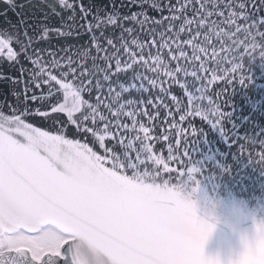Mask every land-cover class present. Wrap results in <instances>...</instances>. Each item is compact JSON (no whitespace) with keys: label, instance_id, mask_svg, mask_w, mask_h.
<instances>
[{"label":"snow or ice","instance_id":"obj_1","mask_svg":"<svg viewBox=\"0 0 264 264\" xmlns=\"http://www.w3.org/2000/svg\"><path fill=\"white\" fill-rule=\"evenodd\" d=\"M0 6V264H219L181 193L264 163V0Z\"/></svg>","mask_w":264,"mask_h":264},{"label":"water","instance_id":"obj_2","mask_svg":"<svg viewBox=\"0 0 264 264\" xmlns=\"http://www.w3.org/2000/svg\"><path fill=\"white\" fill-rule=\"evenodd\" d=\"M252 67L256 68L255 65ZM173 91L177 95H182L178 88H174ZM236 99L239 101V97ZM30 122L36 123V126L47 127L46 124H41L38 121ZM194 123L197 126L203 125L207 129V125L203 124L199 118H196ZM69 137L75 138L71 133H69ZM210 139L216 138L210 134ZM156 147L162 150L165 155L167 154L163 144H157ZM213 147L218 150L205 153L203 161L206 162L201 164L203 171L199 179L202 191L212 195L218 194L226 197L229 201L233 198H241L247 202L249 209L264 215V163L251 161L244 156L229 152L220 143L215 144L214 142ZM198 215L202 216L203 212H199ZM226 219L230 222H238L241 229L250 227V220L244 217L237 220L226 213ZM237 247L236 235L227 224L222 223L209 238L204 247V253L212 256L219 253L222 258L226 259Z\"/></svg>","mask_w":264,"mask_h":264},{"label":"clouds","instance_id":"obj_3","mask_svg":"<svg viewBox=\"0 0 264 264\" xmlns=\"http://www.w3.org/2000/svg\"><path fill=\"white\" fill-rule=\"evenodd\" d=\"M183 199L194 206L199 221L207 226L204 239V247L209 238L216 232L218 225L225 223L236 235L238 247L231 252L227 258H222L219 253L215 256L206 255L208 258L218 261L219 264H246L248 253L253 247L256 237L264 236V215L253 209L241 198H233L229 201L226 197L212 195L202 191L201 186L189 185L181 193ZM203 212V215H198ZM226 213L232 217H244L250 220V227L241 229L238 222H230L226 219ZM258 249L264 250V241L256 245Z\"/></svg>","mask_w":264,"mask_h":264}]
</instances>
